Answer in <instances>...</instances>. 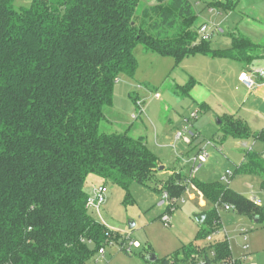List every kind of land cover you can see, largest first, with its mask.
Returning a JSON list of instances; mask_svg holds the SVG:
<instances>
[{
	"label": "trees",
	"instance_id": "obj_1",
	"mask_svg": "<svg viewBox=\"0 0 264 264\" xmlns=\"http://www.w3.org/2000/svg\"><path fill=\"white\" fill-rule=\"evenodd\" d=\"M14 1L0 0V264H85L110 235L87 213V175L128 189L133 182L146 185L159 164L142 138L99 130L115 83L135 74V47L177 65L193 54L248 63L254 46L243 37L224 50L196 42L193 0H154L141 9L153 15L144 25L136 21L140 0H31L20 9ZM194 83L178 88L188 95ZM218 119L223 136L264 144V127L251 131L228 114ZM236 171L264 177L254 151ZM187 179L177 172L162 181L168 209L189 183L213 208L195 240L161 264H179L180 256L194 264L210 250L215 262L232 259L226 239L206 241L220 229L215 205H232L257 222H264V207L221 181Z\"/></svg>",
	"mask_w": 264,
	"mask_h": 264
},
{
	"label": "rangeland",
	"instance_id": "obj_2",
	"mask_svg": "<svg viewBox=\"0 0 264 264\" xmlns=\"http://www.w3.org/2000/svg\"><path fill=\"white\" fill-rule=\"evenodd\" d=\"M212 2L192 1L196 15L192 29L197 30L200 24L207 23L210 45L217 47L225 37L219 33L223 25L219 24L218 14L209 10ZM30 3L31 0H15L14 6L20 9L29 7ZM154 3V0H140L138 10ZM141 12L136 19L139 25L153 18L152 12L145 15H141ZM201 40L199 34L196 42ZM134 54L137 59L135 74L133 78L121 75L115 83L112 104L103 108L106 118L101 121L99 130L126 133L134 139L142 138L158 158L159 164L146 185L133 182L128 189L104 181L95 174L87 175L84 190L90 199L95 198L98 186L104 185L107 190L105 202L101 206H88L87 213L106 226L110 235L103 245L104 253L99 249L94 250L85 264H161L162 259L172 256L182 246L195 240L204 225L198 224L194 215L210 211L213 205L189 183L182 196L176 199L173 211H170V201L158 188L162 181L177 171L189 178L187 181L195 179L226 183L244 197L254 202L259 200V206L264 207V177L258 173L236 171L247 151L257 153L264 166V144L252 137L244 141L223 136V126L218 123V117L222 114L215 115V112L221 113L218 106L214 104V110L203 109L177 87L172 57L143 51L141 45L135 47ZM222 62L225 63L218 64L226 65L212 64L211 67L214 68V74L208 77L212 83L209 87L215 97L212 96L210 100L219 97L224 111L242 119L251 131L260 130L264 126V98L254 100L238 81L230 61ZM198 65L204 66L205 62ZM195 112L197 118L191 119L189 124L187 119ZM186 129L193 130L201 137L200 147L195 146L196 140L186 143L176 138L177 132L184 135ZM208 141L217 143L207 144ZM206 144L208 159L197 167L198 163L193 162V158L199 148ZM161 166L163 170H159ZM224 177L228 178L226 182ZM217 210L220 229L211 234L212 238L226 239L233 259L239 260L242 255L249 253L252 260H246L244 264H264V222H254L248 215L226 211L222 206ZM165 215L169 216L168 222L163 220ZM132 223V228H129ZM242 229H246L245 234ZM134 241L138 247L131 246ZM197 242L206 244L203 238H198ZM129 247L131 252H126ZM148 253H154L158 261H146ZM185 257L178 258L181 260L179 264H191Z\"/></svg>",
	"mask_w": 264,
	"mask_h": 264
},
{
	"label": "crops",
	"instance_id": "obj_3",
	"mask_svg": "<svg viewBox=\"0 0 264 264\" xmlns=\"http://www.w3.org/2000/svg\"><path fill=\"white\" fill-rule=\"evenodd\" d=\"M209 10L218 14V17L220 18L219 24L223 25L219 30V33L223 37H225L220 41L219 46L213 47L210 45L211 48L218 50L229 49L232 46V40L234 38L243 37L248 39L254 46V50H252L249 54L250 61L248 63H245L240 60L224 59L204 54L188 55L184 57L177 65L175 64V61H173V71H175V78H177L176 84L177 87L183 86L190 79H193L195 83L189 90L188 96L193 98L201 108L206 110H214L212 106L214 107V104H216L218 106L217 109L219 110V112H221H215L216 116L220 114L236 116L235 114H231L229 112L227 113V111H224L221 104L222 101L219 99V97H216L217 99L215 98L213 101L210 100V98L212 96L215 97V95L212 89H210L209 87L212 83L210 82L208 77L209 75L214 74V68H211L212 64L215 66L226 65L218 64L225 63L222 62L224 60L230 61V65L231 67H233L235 76L237 77L238 81L239 76L244 72H248L252 69L264 70V0H235V2H232L231 0H213L211 6L209 7ZM202 24H200V26ZM216 59H218L220 62H218ZM204 62V66H197V64ZM256 80L257 87L252 91H248L249 95L254 98V100L264 98V78L257 77ZM122 87L126 88V86L124 85H122ZM193 140H196L195 146L197 148L200 147V142L202 141L201 137L198 134L197 137ZM208 142V144L217 143L216 141ZM206 146L207 144L205 145V149ZM247 254L249 255V259L246 260L251 261L252 259L250 254ZM244 261H242V264H244Z\"/></svg>",
	"mask_w": 264,
	"mask_h": 264
},
{
	"label": "built area",
	"instance_id": "obj_4",
	"mask_svg": "<svg viewBox=\"0 0 264 264\" xmlns=\"http://www.w3.org/2000/svg\"><path fill=\"white\" fill-rule=\"evenodd\" d=\"M208 26L207 24H202L201 26H199L198 28V33L201 35L202 39L204 40H209L210 39V34H208ZM257 77H260V78H264V70L263 69H252V70H249L248 72H244L242 73L240 76H239V81L241 82V84L248 90V91H252L254 90L256 87H257V80L256 78ZM134 117V115L132 116ZM197 118V113H192L191 115V118L187 119V122L190 124L191 123V119H196ZM197 137V133H195L193 130L191 129H186L184 131V135H182L181 132H177L176 133V138L177 139H183L186 143H191V141L193 139H195ZM209 142H207L208 144ZM208 159V153L205 149V145L200 148V150L197 152L196 156L193 158V162L195 163H198V166H201L202 164L206 163ZM230 175V174H229ZM228 177V176H227ZM227 177H224V181L226 182L227 181ZM107 193V190H106V187L104 185H101V186H98L96 189H95V198L94 199H90L88 197L87 199V206H91V205H95V206H101L105 200H106V195ZM164 196L165 198L168 199L167 197V194L164 193ZM176 200H174V203H175ZM254 202V201H253ZM171 203V201H170ZM169 203V205H170ZM255 204L259 205V200H257L256 202H254ZM222 208L226 211H229V210H234V207L232 205H229V204H222L221 205ZM215 207L218 209L220 206H218L217 204L215 205ZM174 207L171 208V211H173ZM165 222H168L169 221V216H164V219H163ZM246 230H242V233L245 234ZM216 233V232H215ZM213 238L211 235H209L206 239V241L210 242L212 241ZM245 240V238H244ZM131 246L132 247H138V243L137 242H132L131 243ZM247 248V245H245V249ZM123 249H125V247L123 246ZM99 251L101 253H104V248L101 247L99 249ZM126 252H131V248H126ZM214 251L213 250H210L208 252V258H199L198 261H196L194 264H237V261H244L246 259H249V255L248 254H245L241 257L240 260L238 259H230L228 261H224V262H215L214 261Z\"/></svg>",
	"mask_w": 264,
	"mask_h": 264
},
{
	"label": "water",
	"instance_id": "obj_5",
	"mask_svg": "<svg viewBox=\"0 0 264 264\" xmlns=\"http://www.w3.org/2000/svg\"><path fill=\"white\" fill-rule=\"evenodd\" d=\"M218 123L220 124V121H218ZM159 170H163V167L162 166L159 167ZM205 217H206V212H201L199 214L194 215V218H195L196 222L198 224H200V225L204 222ZM254 221L257 222L258 221V218L255 217L254 218ZM132 226H133V223L129 225V228H132ZM145 259L147 261H149L150 263H154L158 258H157V256L154 253H148L146 255V258Z\"/></svg>",
	"mask_w": 264,
	"mask_h": 264
}]
</instances>
